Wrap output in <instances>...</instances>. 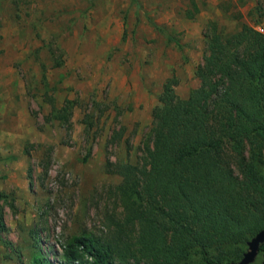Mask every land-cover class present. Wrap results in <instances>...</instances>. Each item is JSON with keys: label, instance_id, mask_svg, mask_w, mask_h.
I'll return each mask as SVG.
<instances>
[{"label": "rangeland", "instance_id": "1", "mask_svg": "<svg viewBox=\"0 0 264 264\" xmlns=\"http://www.w3.org/2000/svg\"><path fill=\"white\" fill-rule=\"evenodd\" d=\"M212 24L264 33V0H0V264H64L68 239L110 238L119 167L145 163L164 85L199 86Z\"/></svg>", "mask_w": 264, "mask_h": 264}, {"label": "trees", "instance_id": "2", "mask_svg": "<svg viewBox=\"0 0 264 264\" xmlns=\"http://www.w3.org/2000/svg\"><path fill=\"white\" fill-rule=\"evenodd\" d=\"M205 38L199 86L181 99L164 85L145 163L119 167L124 218L108 240L68 239L64 264H237L264 230V33ZM69 103L54 115L66 130Z\"/></svg>", "mask_w": 264, "mask_h": 264}, {"label": "water", "instance_id": "3", "mask_svg": "<svg viewBox=\"0 0 264 264\" xmlns=\"http://www.w3.org/2000/svg\"><path fill=\"white\" fill-rule=\"evenodd\" d=\"M264 243V230L257 233L248 243V249L237 264H251L259 253V246ZM264 264V254L263 261Z\"/></svg>", "mask_w": 264, "mask_h": 264}]
</instances>
